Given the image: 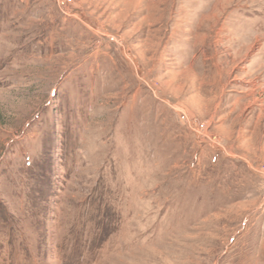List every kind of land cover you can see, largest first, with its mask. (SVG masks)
<instances>
[{
	"label": "rangeland",
	"instance_id": "1",
	"mask_svg": "<svg viewBox=\"0 0 264 264\" xmlns=\"http://www.w3.org/2000/svg\"><path fill=\"white\" fill-rule=\"evenodd\" d=\"M56 3L0 0V264H264V0Z\"/></svg>",
	"mask_w": 264,
	"mask_h": 264
},
{
	"label": "built area",
	"instance_id": "2",
	"mask_svg": "<svg viewBox=\"0 0 264 264\" xmlns=\"http://www.w3.org/2000/svg\"><path fill=\"white\" fill-rule=\"evenodd\" d=\"M56 2H57L56 4L58 5V8L60 9V11L62 13H64V12H66V11L63 12V10H66L64 6H66L67 4H69L71 2V0H56ZM183 117L186 118V120H187V117H185V115H183ZM188 123H190V122H188Z\"/></svg>",
	"mask_w": 264,
	"mask_h": 264
}]
</instances>
